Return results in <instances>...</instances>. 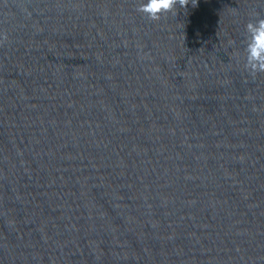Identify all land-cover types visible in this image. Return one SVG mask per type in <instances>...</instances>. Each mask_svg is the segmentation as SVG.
I'll use <instances>...</instances> for the list:
<instances>
[{
    "label": "water",
    "instance_id": "1",
    "mask_svg": "<svg viewBox=\"0 0 264 264\" xmlns=\"http://www.w3.org/2000/svg\"><path fill=\"white\" fill-rule=\"evenodd\" d=\"M0 0V264H264V0Z\"/></svg>",
    "mask_w": 264,
    "mask_h": 264
},
{
    "label": "clouds",
    "instance_id": "2",
    "mask_svg": "<svg viewBox=\"0 0 264 264\" xmlns=\"http://www.w3.org/2000/svg\"><path fill=\"white\" fill-rule=\"evenodd\" d=\"M198 4L199 0H140L136 10L150 21H160L168 14L176 15L178 9L187 13L189 5L195 8ZM246 32L244 68L254 78L264 73V18L250 20ZM6 40L7 34H4L0 45Z\"/></svg>",
    "mask_w": 264,
    "mask_h": 264
}]
</instances>
